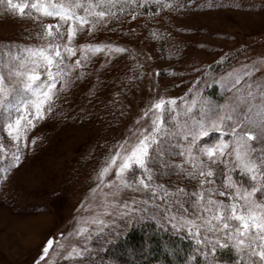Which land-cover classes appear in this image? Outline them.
Listing matches in <instances>:
<instances>
[{"label": "rangeland", "instance_id": "obj_1", "mask_svg": "<svg viewBox=\"0 0 264 264\" xmlns=\"http://www.w3.org/2000/svg\"><path fill=\"white\" fill-rule=\"evenodd\" d=\"M167 2L175 7L157 12L153 6L152 18L140 15L133 20L125 16L91 37L85 32L77 38L76 44L104 42L127 51L110 58L103 53L93 57L84 69L86 75L76 79L77 71L53 111L28 133L19 166L6 181H0V264H47L53 249L44 260H38L47 239L58 238L60 233L67 236L77 220L93 215L95 208L85 211L89 203L101 202L99 194L94 202L85 200L95 184L93 174L109 148L123 140L129 129L135 131L136 127L150 124L151 116L137 125L150 100L184 97L192 89L187 96L189 102L198 93L212 106L222 105L233 102L230 98L236 92L229 73H242L245 66L256 65L252 79L264 75V0H205L202 2L206 7L196 10L180 7L184 0ZM6 9L7 0H0V74L9 86H14L15 78L7 79L10 69L4 65L12 62L11 67H15L19 63L14 61L15 46H39L44 41L37 38L41 30L37 21ZM56 22L55 18L43 20L44 24ZM212 87L216 93L208 91ZM173 115L174 112L166 114V122ZM192 115L201 118L199 105ZM186 119L191 124V119L180 117L181 122ZM168 127L174 128L175 123H168ZM216 139L218 134L210 133L201 138V146ZM4 140L10 143L6 134ZM179 140L177 135L162 143L166 162H181L182 157L176 154L179 149L173 147ZM3 164L0 161V167ZM148 166L157 172L165 171L159 158ZM156 182L188 192L198 183L177 174L175 169L157 176ZM119 198L121 203L136 201L137 209L147 211L125 217L121 215L123 210L117 209L107 218L103 232L96 233L93 226V237L88 242L91 252L77 264L92 260L97 252L141 222L152 221L174 230L165 220L162 202L157 199L155 203L160 207L153 206L150 192L128 189L120 192ZM68 242L83 244L78 239ZM143 254L144 250L128 257L135 259ZM56 264L64 262L57 260ZM108 264L117 263L110 260Z\"/></svg>", "mask_w": 264, "mask_h": 264}, {"label": "snow or ice", "instance_id": "obj_2", "mask_svg": "<svg viewBox=\"0 0 264 264\" xmlns=\"http://www.w3.org/2000/svg\"><path fill=\"white\" fill-rule=\"evenodd\" d=\"M153 6L159 12L175 4L167 0H7L8 13L27 15L38 22L41 30L36 35L44 43L15 46L14 61L19 63L15 67H11L12 62L4 65L10 69L7 79L15 78L14 86H9L0 74V161L4 162L0 181H6L19 166L28 133L53 111L61 93L70 86V78L78 71L76 79H82L84 69L99 53L110 58L127 51L104 42L76 44L77 38L85 32L91 37L125 16L133 20L140 15L152 18ZM145 8L149 9L147 13ZM46 18L57 22L44 24ZM255 71L256 65H252L245 66L242 73H229L236 90L234 98H230L233 102L212 106L198 93L189 102L187 96L192 89L184 97L150 100L137 125L151 116L150 124L136 127L135 131L129 129L123 140L109 148L93 174L95 184L85 200L94 202L99 194L101 202L85 207L82 201V207L96 211L77 220L67 236L60 233L58 238L49 237L38 260H44L53 249L47 264H56L57 260L77 264L91 252L88 242L93 237V226L96 233L103 232L107 218L117 209H122L125 217L147 211L137 209L136 201L120 202L119 193L132 189L150 192L155 208L160 207L155 203L159 199L164 205L165 220L193 240L186 264H191L197 255L206 258L202 264H221L217 253L226 249L236 255L228 264H264V75L253 80ZM198 105L200 119L192 115ZM173 112L171 121L166 122V114ZM182 115L191 119V124L187 119L181 122ZM171 122L174 128L168 127ZM213 132L218 139L201 146V138ZM5 134L10 143H5ZM177 135L180 140L173 147L179 149L176 154L182 159L179 164L168 163L161 145ZM156 158L165 169L162 173L148 166ZM171 169L198 181L195 189L172 190L156 182L157 176L169 174ZM74 239L83 244L68 242Z\"/></svg>", "mask_w": 264, "mask_h": 264}, {"label": "trees", "instance_id": "obj_3", "mask_svg": "<svg viewBox=\"0 0 264 264\" xmlns=\"http://www.w3.org/2000/svg\"><path fill=\"white\" fill-rule=\"evenodd\" d=\"M202 1L205 0H184V9H204L206 6ZM208 91L216 93L217 89L212 87ZM143 250V255L129 259L130 253ZM192 250L193 240L185 232H175L157 226L152 221H146L131 226L124 234L97 252L92 260L83 264H108L110 260L117 264H186ZM217 256L225 264L236 259L231 249L221 250ZM205 259L197 255L191 264H202Z\"/></svg>", "mask_w": 264, "mask_h": 264}]
</instances>
